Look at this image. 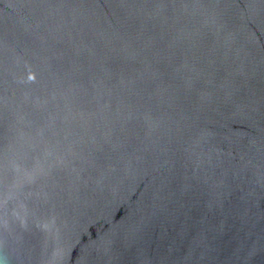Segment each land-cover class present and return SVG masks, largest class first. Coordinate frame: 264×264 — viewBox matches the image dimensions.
Instances as JSON below:
<instances>
[{
  "label": "water",
  "instance_id": "water-1",
  "mask_svg": "<svg viewBox=\"0 0 264 264\" xmlns=\"http://www.w3.org/2000/svg\"><path fill=\"white\" fill-rule=\"evenodd\" d=\"M0 264H264V0H0Z\"/></svg>",
  "mask_w": 264,
  "mask_h": 264
}]
</instances>
